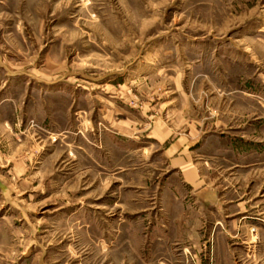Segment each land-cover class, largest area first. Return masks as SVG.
I'll return each instance as SVG.
<instances>
[{"label": "rangeland", "instance_id": "rangeland-1", "mask_svg": "<svg viewBox=\"0 0 264 264\" xmlns=\"http://www.w3.org/2000/svg\"><path fill=\"white\" fill-rule=\"evenodd\" d=\"M0 184V264H264V0H0Z\"/></svg>", "mask_w": 264, "mask_h": 264}, {"label": "crops", "instance_id": "crops-1", "mask_svg": "<svg viewBox=\"0 0 264 264\" xmlns=\"http://www.w3.org/2000/svg\"><path fill=\"white\" fill-rule=\"evenodd\" d=\"M170 162L172 166L180 172L183 183L195 188V184L199 182L200 178L192 163L186 159L179 160V158L171 159Z\"/></svg>", "mask_w": 264, "mask_h": 264}, {"label": "water", "instance_id": "water-1", "mask_svg": "<svg viewBox=\"0 0 264 264\" xmlns=\"http://www.w3.org/2000/svg\"><path fill=\"white\" fill-rule=\"evenodd\" d=\"M0 189H3L2 185L0 184Z\"/></svg>", "mask_w": 264, "mask_h": 264}]
</instances>
